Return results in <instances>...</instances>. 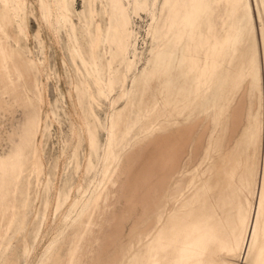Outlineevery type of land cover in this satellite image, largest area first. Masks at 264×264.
Wrapping results in <instances>:
<instances>
[{"label": "rangeland", "instance_id": "374dc122", "mask_svg": "<svg viewBox=\"0 0 264 264\" xmlns=\"http://www.w3.org/2000/svg\"><path fill=\"white\" fill-rule=\"evenodd\" d=\"M47 1L49 4L48 7L50 6V13L53 16L52 17L50 15L49 18L51 20V24L45 21L44 22L46 24L42 22L44 19L42 17L41 11V0H0V35H2L0 37V66H4L0 67V84L2 85H0V233L2 234H0V264H26L25 259L27 257L29 259L27 264H33V262L34 264H74L75 262L76 264H148V240H154L159 229L162 232L165 231L173 215V211L166 212V209L161 208L160 211L162 212L163 218L161 216L157 221V216L154 212L156 205H153L151 203L152 200L148 197L151 187L154 184L156 185V190H158L157 195H160L159 201H161L160 204L162 207L164 206V202L167 201V195H169L170 199L172 200L171 203L174 204V199L177 197V193H175L177 188L181 187L183 190H185V187L189 184V182H191L192 179L195 180L197 176H199L197 179L200 180L205 178V176H207L205 172L207 165H210L209 163L211 162L214 163V165H217V167L214 166L212 171L215 170L217 176L222 175L223 179H225V182L227 183V186L230 184L229 188L232 187L234 189V192L228 196V199H233L235 207L233 211H235V216L238 218L233 229L235 231L239 230L242 225L241 219H243V216L246 214L247 210H249V205H251V202L252 205H257V202L255 199H253L251 192L247 188L243 189L242 182L239 181L240 170L249 168L255 170L256 172L257 167L256 179L259 177V180H257V184L259 185L264 157V73L262 69L263 56L261 37V32L264 27V16L263 22H261L260 18L258 17V1L244 0L245 3L243 4L244 1H242L238 7L237 5H232L231 0H202V3H211V10L213 9L210 15V18L215 24L212 41L216 43V49H223L222 51L218 49V54L216 52V55L222 60L224 58V60L227 59L223 62L225 63L223 67H219L217 71L222 72L224 69L231 71V73L229 72L230 79L232 78L231 81L233 83L232 84L230 82L231 91L229 90V94L231 97L230 95L228 96V104H230H227L228 108L225 109L227 111H224L225 113L223 112L219 123H217L218 125L215 124V126L211 120L206 118L204 115L199 116L197 119H186V112H184L186 115L182 114V116H177V114H174L175 110H170V108H167V105H162L161 102L158 103L155 101L156 98H153L151 101L150 97L155 93L154 88H156V85L155 83H152L151 85L148 82L147 73L149 71V66H147L148 63L146 60L150 57V39L146 36V28L147 24L150 22V18L145 12L142 11L140 17L135 18L134 26L139 35L137 53L141 58L140 62H138V64L132 68L131 72L129 73L130 78L128 77L124 84L120 80H117L118 82H116L113 87L114 92L112 90L110 92L112 94L109 93V95H105L108 96V101L105 99L106 97L103 96L105 94L103 91L95 92V86H91V88L88 87L92 85V82L91 84H87L90 83V81L87 80V75L80 61L76 60V62H79H77L78 64L75 62L77 64L75 65L74 61L68 57L67 51L63 49L65 48V40L68 39V35L66 34L67 32L65 31L66 29H64V27H61L62 30L64 29L63 31L59 28L60 34L58 33L59 31H55V20L53 18H55V14L57 12L56 6L51 0ZM259 2H264V0H259ZM86 5L87 2L84 0L71 1L72 10L74 13H72L73 16L71 15V19L75 27L76 37H78L77 45L79 46L80 50H84L86 48V36H84L85 33L82 26L85 12L87 14V11L85 10V8L87 9ZM244 6L245 8L250 7L248 9L249 14L246 15V17L242 16L243 11H245ZM250 13L252 14L250 15ZM251 18L253 19V22ZM240 20L243 22L247 21V27H249V24L252 25L253 23L254 26L252 25V27L255 28H252V30H254L252 36L253 43L255 44V42H257V45L253 44V47L254 50L256 47V49H259L255 51L257 52L258 59L260 58V60H258L259 64L260 66L262 65L260 67L259 74L261 75L259 78L262 79H259V83L257 85L253 83L254 86L251 84V82H253L251 76L248 77L247 74H245V76L244 73L241 72L243 74L242 75L239 72L240 70H237L239 73L236 71V67L239 69V64L237 63L241 61L238 55L239 52H241L239 50L244 47L243 50L245 51V55L248 51H250L246 49H250L248 42L250 33L248 32V29L247 38L244 37L240 39L236 37ZM250 20L251 22H249ZM76 29L80 31V33H77ZM218 33H220L221 36ZM66 36L67 38H65ZM231 37L232 39H230ZM81 45L82 48L80 47ZM9 48L12 49L13 52L12 50H8ZM147 51L148 54H146ZM224 52H226V54ZM220 53L223 56L225 54V56L223 57ZM1 54H3V56H1ZM108 55L109 54L106 56L109 57ZM235 56L236 59L238 58V61H234L233 58ZM13 58H15L16 62L13 60ZM3 59L4 61H2ZM25 59L26 62L24 61ZM32 59V62L35 65L32 64ZM5 62L7 65H4ZM11 63L12 65H10ZM14 63H16V65H14ZM25 63H27V65ZM144 63L146 65H144ZM226 63L228 64L226 65ZM232 65L235 67L233 68ZM6 66L7 69H5ZM34 66L37 68V70H35L36 72L34 71V69H36ZM12 67H14L15 70L12 69ZM113 67L119 70L123 69L121 64L119 65L118 61L113 63ZM143 68L144 70H142ZM38 69L40 70L39 72ZM6 70H8L7 73ZM82 70L85 74L82 72ZM15 73L18 74V78ZM232 73H234L235 76H232ZM33 75L35 76L33 77ZM236 75L241 77L239 78ZM37 77L38 81L36 80ZM236 77L237 80H241L242 78L245 80L243 83V79L241 81L239 80V83L236 80ZM83 78H86L85 82ZM7 80L8 83H5ZM10 80L12 82H10ZM32 82L36 86H34ZM2 83L6 84L4 85L6 88L4 89V92L8 88L10 89L7 90V93H4L2 91L3 89L1 90V88H4ZM17 85L19 86L18 88ZM13 87L14 89H12ZM31 88L34 89L32 90ZM237 88L239 90H237ZM91 89L92 91L94 90L91 96L93 94L96 95V93L98 94L99 92L103 95L99 93V99L98 95L97 98L95 97L96 99L93 97L94 95L92 98H90L91 96L90 94L88 95V92L91 93ZM248 89L250 94L248 93ZM257 90L259 92H257ZM252 91H254V93ZM123 92L126 93L124 95L126 97L122 95ZM16 94H18V96H16ZM130 95L133 96L131 97ZM101 96L103 97L100 99ZM118 98L121 100H118ZM89 101H92V104H90L91 102ZM112 102L113 106H110V104L112 105ZM142 104L143 107L141 106ZM144 104L145 106L148 104L149 105L146 108ZM151 105L152 107H149ZM260 105H262V107ZM157 108L160 109V112L158 111L159 114L155 113V109ZM142 109L145 111H142ZM256 110H258L259 113L258 111L256 112ZM162 112L163 115L160 114ZM152 113L155 114L153 115ZM249 113L251 114V117L249 116ZM140 114L141 116L139 117ZM247 115L249 118H247ZM172 116H174V120L172 119ZM96 117L99 121L96 119ZM112 117H117V124L112 136L108 138L107 128L110 126ZM171 119L173 122H171ZM104 120H107V122ZM258 120L259 122H257ZM222 121L226 122L227 124L223 123ZM102 122L105 124H102ZM123 122L126 124L124 125ZM220 122L224 126H221ZM258 123H261V126ZM99 124L101 126L100 128ZM81 125L83 127L85 125V128H81ZM103 125H105L104 129H101L103 128ZM212 126L214 127L213 129ZM250 126L251 128L249 129ZM165 127L167 128L165 129ZM220 127L223 129H220ZM90 129L92 130L90 131ZM161 129L162 131H160ZM225 129L227 130L225 131ZM223 130L226 132V134L223 133ZM241 130H243L242 133ZM254 130L255 133L258 134L257 137L254 133ZM244 131H246L248 136H244ZM83 132H86L85 135L87 134V136H85ZM209 132L211 134H209ZM25 133H28L29 135L26 134L27 136H25ZM82 134L84 138L82 137ZM92 134L96 137L94 136L93 138ZM221 134H223L222 139H224H220V141L218 140V138H220L218 135ZM250 134H253L252 136H254L256 139H254V137H252ZM242 136L244 138L246 137V139H249V141L246 139L244 140ZM212 138L214 139L212 140ZM109 139L111 142H108ZM215 140L221 143L216 144ZM253 140L256 141V143ZM94 141L95 148L93 149L91 147L93 146ZM243 141L244 143H242ZM245 141H247L248 144L245 143ZM27 142L31 143L28 145ZM89 143L92 146L89 145ZM99 143L103 145L101 146ZM207 143L209 148L206 146ZM221 144H223L222 147ZM243 145H246L247 147ZM98 147L99 149L97 150ZM236 147L238 149H236ZM231 149H234L235 151L232 150V153ZM239 149L243 150L242 152L244 153L241 152L239 155ZM90 150L92 151L89 154ZM207 150L210 152L209 156H206V153L208 152ZM211 150L214 152L213 155L211 154L213 153ZM93 151L96 152V154L103 156V160H101L100 155H96ZM103 151L105 153H103ZM203 151H206V153ZM217 152L220 153L218 156ZM235 152L238 155H236ZM106 153L109 155L106 156ZM242 154H244V156ZM203 155L205 158H203ZM174 156L178 157L180 168L182 169L179 168L175 173H171L169 171L168 160ZM228 157L231 160L228 159ZM14 158H20V161H14L16 160ZM201 160H206V162L203 161V163ZM88 161L90 163H88ZM197 161H199L198 164ZM85 162L86 165H84ZM255 163L256 166H254ZM16 164L18 166H16ZM182 164H184V166ZM238 164H240L239 167L237 166ZM34 165L36 166L34 167ZM94 165L98 168H96ZM90 166H93V168H90ZM84 167L86 170L89 168V170L86 171ZM94 167L98 170L94 169ZM102 167L104 168L102 169ZM223 169H225V172H223ZM109 171L112 172L111 175H109ZM189 172L190 174L196 173L190 175ZM181 174L182 176H180ZM235 176L238 178L236 179ZM178 177H180L179 180ZM98 180L100 182H98ZM185 182H188V184L185 185ZM174 183H176V185H174ZM92 188L94 190H92ZM86 190L89 191L87 192ZM238 192L241 193V195ZM185 193V197L190 194L189 191L188 193L185 191ZM58 200H61V204ZM67 200L69 202L68 205ZM70 200L71 202L77 201L76 203H70ZM78 200H80V202ZM87 201L90 203L87 204ZM56 204H59L58 209H56ZM71 204H73V206L75 205L74 207L75 210H77L76 212H80L82 210V214L80 213L79 217H77L75 221L71 223L69 222L66 227H63L61 225V221L67 213V206ZM263 205L259 209L260 224L256 235L257 238L255 250H250L248 252V248H246V252L241 253L239 256L237 253H227L224 251L221 253L222 259L225 261L223 263L264 264ZM175 206L176 204L174 207ZM156 222L159 224L157 223L156 225ZM62 228V232L59 233ZM57 231L59 234L55 233ZM75 232L77 233L76 235H74ZM33 235H38V242L40 245L41 243L42 245L47 243L48 240H51L53 237V239L57 238L53 244L54 247H51L50 254L42 262L41 255H39L40 257L38 256V259H36V257L33 255H25V253H23L22 250L18 248L19 245L23 244L22 242H24L25 239H27L26 241L29 242ZM22 236L25 237V239H23ZM74 237L77 238L75 239ZM230 240L231 241L228 243V245L233 244V238L231 239L230 237ZM212 241L209 243H212ZM92 242L93 244L91 245ZM172 242V245L170 244L167 248L170 253L167 255V257L160 259L161 262L163 261L161 264H167L171 261L170 258H172L177 246L176 241ZM224 243H226V241H224ZM212 245H214V242ZM42 250L43 249H41V252ZM88 250H90L91 253ZM74 252H77L76 255L78 256H76ZM35 259L37 262H35ZM179 261H182L184 264H205L204 252L200 249H197L195 252L187 253V256L184 255ZM176 263L177 262L171 264Z\"/></svg>", "mask_w": 264, "mask_h": 264}, {"label": "bare ground", "instance_id": "6f19581e", "mask_svg": "<svg viewBox=\"0 0 264 264\" xmlns=\"http://www.w3.org/2000/svg\"><path fill=\"white\" fill-rule=\"evenodd\" d=\"M51 1L56 6V11H57L56 12L55 9L52 7L53 10L56 12V14L54 13L56 16H55V18H53L55 20L54 21L55 29H56L55 31L56 32L59 31L58 33L60 34V30H62L61 27H64V29H66L65 31L67 32L66 34L68 35V39H66V40L63 39V40L66 41L65 42V48H63V49H65L67 51L68 57L72 61H74V63L76 62V60L80 61L81 65H82V67H83V69H84V71H85V73L87 75V80L90 81V83H87V84H91V82H92V85H90L88 87L91 88V86H93V87L95 86V89H96L95 92H98V91L102 92L103 91V93H105L104 95L99 92L103 96L109 95V93L114 89L113 88L114 84L116 82H118L117 80H120L124 84L127 81L128 77H129V73L131 72L132 68L136 64H138V62H140L141 58L138 56V53H137L139 35H138V32L135 30L134 26H135V18L136 17H140V14H141L142 11L145 12L147 14V16L149 15V18H150V22L147 24V28H146V36L149 37V39H150V41H149V56L150 57L148 56L149 58L146 60V62L148 63L147 66H149V71L147 73L148 82L151 85H152V83H155V85H156V88H154L155 89V93L151 97L149 96L151 101L153 100V98L154 99L156 98L155 101H157L158 103L161 102L162 105H164V104L167 105V108H170V110H175L176 113L174 112V114L175 115L177 114V116H182V114L183 115L187 114L186 119H188V118L197 119L199 116L204 115L206 118L211 120V122L214 124V126H215V124L218 125L217 123H219V121L221 119V115L223 114L224 111H227L225 109L228 108V106H227V104H228V96L230 95L229 94V90L231 88L230 84L232 83V81H231L232 78L230 79L231 71H229V70L224 69L222 72L217 71V69L219 67H223V65L225 64L223 62L226 61L227 59L224 60L225 59L224 58L222 60V59L219 58V56L216 55V52H217L218 49H220V51H222L223 49H221V48L216 49V43H214L212 41L213 40V36H214L215 24L212 21V19L210 18L211 11L213 10V9L211 10V8H212L210 6L211 3L210 4L209 3H205V2L202 3V0H87V1L84 0L85 2H87V5H86L87 9L83 6L85 8V10L87 11V14L85 12V16L83 17V21H82L83 22L82 26H83V29H84L83 31L85 33L84 36H86L85 37L86 38L85 39L86 40V48L84 46L85 49L83 48L84 50H82V49L80 50L79 46L77 45V38L78 37H76L75 27H74V25L72 23V19H71V15L73 13V10H72V6L73 5L71 6V1L72 0H51ZM242 1H244V0H231L232 5H235V6L236 5L238 6L239 4H241ZM257 1H258L257 9H258V13H259L258 17L260 18V21L263 22L264 2H259V0H257ZM47 2H48L47 0H41V11H42V17L44 19V20H42V22L45 21V22L51 24L50 23L51 20L49 18H50V15L52 16V14L50 13V10H49L50 6L48 7L49 4ZM244 3H245V1L243 2V4ZM215 5H217V4H215ZM212 6H213V4H212ZM244 8H245V6H244ZM249 8L248 7L245 8V11H243V13H242L243 17H246V15L249 14V10H248ZM241 9H243V8H241ZM238 10H239V8H238ZM54 11H52V12H54ZM251 14L252 13H250V15ZM236 18H237V16H236ZM53 19H52V21H53ZM249 22H251V20ZM252 22H253V19H252ZM246 23H247V21H244V22L242 20L239 21V25H238L237 32H236V37H238L240 39L244 38V37L247 38V36H248L247 29H248V32L250 33V35L248 37L249 38L248 42H249L250 49H248V48H246V49L250 50V51H248L247 52L248 54L246 53V55H245V51L243 50L244 47L241 45L243 47L241 50H239L241 52H239V54L236 53V54L239 55V58L241 60V61L239 60L240 62L237 63V64H239L238 65L239 69H237V67H236V71L240 70L239 71L240 73L242 72V73H244V75L247 74L248 77L251 76V78L253 80V82H251V84H252V86H254V84L257 85L259 83V79H260L259 76H261V75H259L260 74V67L262 65L260 66V64H259L258 60H260V58L258 59L257 52H256L259 49H256L257 48L256 47L255 48L256 51H255L254 47H253L255 44L257 45V42H255V44L253 43L252 33H253L254 30H252V28H253L252 25L254 26V24L253 23H252V25L249 24V27H247L248 23L247 24ZM47 26H48V24H47ZM222 27H223V25H222ZM236 27H237V25H236ZM59 28H60V30H59ZM232 29H233V26H232ZM232 29H230V30H232ZM253 29H255V28H253ZM51 31H52V29H51ZM55 31H54V33H55ZM78 32L80 33V31L77 30V33ZM232 33H233V31H232ZM218 34H220V33H218ZM234 34H232V35H234ZM1 36L2 35H0V37ZM220 36H221V34H220ZM261 37H262V56H263V67H262V69H263V73H264V27H263L262 32H261ZM65 38H67V36ZM218 38H220V37H218ZM230 39H232V37ZM243 40H245V39H243ZM243 43H244V41H243ZM221 46H223V45H221ZM80 47L82 48V45ZM228 47H229V45H228ZM8 50H12V49L9 48ZM143 50H145V49H143ZM12 52H13V50H12ZM224 53L226 54V52H224ZM107 54H109L108 55L109 57L106 56ZM146 54H148V51H147ZM217 54H218V52H217ZM225 54H224V56H225ZM1 56H3V54H1ZM17 56H19V55H17ZM228 56H230V55H228ZM233 59H234V61H236L238 58L236 59V56H235ZM13 60L15 61V58H13ZM2 61H4V59ZM24 61L26 62V59ZM32 61H33V59L31 60V62ZM79 61H77V62H79ZM117 61L119 62V65L121 64V67H123L122 70H119V69L113 67V63L117 62ZM10 62H11V60H10ZM5 63H4V65H7V63L6 64ZM76 63H75V65L78 64V63L77 64ZM25 64L27 65V63H25ZM32 64H33V62H32ZM227 64L228 63H226V65ZM10 65H12V63ZM14 65H16V63H14ZM33 65H35V64H33ZM144 65H146V64L144 63ZM235 65H236V63H235ZM0 67H4V66H0ZM37 67L40 68L39 66H37ZM82 67H80V68H82ZM232 67L234 68L235 66L232 65ZM16 68H18V67H16ZM78 68H79V66H78ZM144 68L142 70H144ZM5 69H7V66H6ZM12 69H14V67H12ZM35 70H37V68L34 69V71ZM3 71H5V70H3ZM7 71L8 70H6V73H7ZM39 71L40 70L38 69V72ZM18 72H19V70H18ZM82 72H83V70H82ZM218 72H220V73H218ZM15 75L17 76L18 74L15 73ZM233 75L235 76L234 73H232V76ZM34 76L35 75H33V77ZM236 76H238V75H236ZM238 77L240 78L241 76H238ZM17 78H18V76H17ZM85 79L83 78L84 82L86 81ZM242 79H243V81H242V83H243L245 79L244 78H242ZM13 80H15V79H13ZM36 80L38 81V77H37ZM144 80H145V78H144ZM233 80H234V78H233ZM236 80H237V77H236ZM239 80H237V81L240 83L241 80L240 81ZM10 82H12V81L10 80ZM33 82H32V84H34ZM5 83H8V80H7V82L5 81ZM5 83H2L4 88H1V90L3 89L2 90L3 92H4V89H6L5 86H4V85H6ZM239 83H236V84H239ZM119 84H120V82H119ZM251 84H250V86H251ZM34 86H36V85L34 84ZM144 86H145V83H144ZM144 86H143V88H144ZM9 87H10V85H9ZM18 87L19 86L17 85V88ZM258 87H260V86H258ZM7 88H8V86H7ZM89 88H87V89H89ZM12 89H14V87ZM31 89L33 90L34 88H31ZM249 89H248V93L251 91V89H250V91H249ZM7 90L5 91L6 93H7ZM37 90H38V88H37ZM72 90H73V88H72ZM232 90H234V89H232ZM237 90H239V89L237 88ZM90 91H91V93L88 92V95L90 94V96H91V94H92V92L94 90L92 91V89H91ZM113 92H114V90H113ZM252 92L254 93V91H252ZM257 92H259V91L257 90ZM231 93H233V92H231ZM18 94H16V96H18ZM98 94L96 93V95L93 94L94 96L93 95L92 96L94 98L95 97L97 98ZM110 94H112V93H110ZM125 94L126 93H124V92L122 93L123 96ZM142 94H143V92H142ZM148 94H149V92H148ZM257 94H259V93H257ZM99 95H98V99H99ZM120 95H121V93H120ZM92 96L90 98H92ZM103 96H101L100 99ZM249 96H247V97H249ZM105 97H106L105 99H107V100L109 99L108 96H105ZM124 97H126V96H124ZM230 97H231V95H230ZM90 98H89V100H90ZM120 98H122V97H120ZM120 98H118V100ZM129 99H131V98H129ZM151 101H150V103H151ZM155 101H154V103H155ZM261 101H262V97H261ZM89 102H91L90 104H92V101H89ZM110 102H111V99H110ZM260 104H262V103H260ZM110 106H113V102H112V105L110 104ZM128 106H129V104H128ZM141 106L143 107V104ZM144 106H145V104H144ZM147 106H145V107L147 108ZM153 106H154V104H153ZM260 106L262 107V105H260ZM149 107H152V105L149 106ZM138 109H140V108H138ZM150 109H153V108H150ZM157 109H155V111H156L155 113L159 114V112H160L159 110L160 109L159 108H157ZM143 110L144 109H142V111ZM165 110H167V109H165ZM257 111L258 110H256V112ZM184 112H186V114H184ZM155 113H152V114L154 115ZM258 113H259V111H258ZM260 113H262V112H260ZM108 114H109V112H108ZM160 114L163 115V112L160 113ZM126 115H127V113H126ZM167 115H168V112H167ZM137 116H138V114H137ZM140 116H141V114L139 115V117ZM150 116H152V115H150ZM164 116H166V115H164ZM249 116L251 117V114ZM116 118L112 117L111 118V122H110V126L108 125L109 126V128H107L108 138L110 136H112V133H113V131L116 128V124H117L116 123V121H117ZM148 118H150V117H148ZM162 118H163V116H162ZM167 118H168V116H167ZM173 118H174V116H172V119ZM223 118H222V120H223ZM247 118H249L248 115H247ZM96 119H97V117H96ZM172 119H171V122H173ZM258 119H259V117H258ZM104 121L107 122V120H104ZM184 121H185V118H184ZM82 122H84V121H82ZM124 122H125V119H124ZM175 122H177V121H175ZM222 122L226 123L224 121H222ZM257 122H259V120ZM102 124H105V123L102 122ZM125 124L126 123H124V125ZM169 124H170V121H169ZM258 124L260 125L261 123H258ZM35 125H36V123H35ZM220 125L222 126L223 124H221V122H220ZM96 126H97V124H96ZM104 126L105 125H103L102 126L103 128H101V129H104ZM82 127L83 126L81 125V128ZM100 127L101 126L99 124V128ZM160 127H161V125H160ZM83 128H85V125H84ZM166 128L167 127H165V129ZM213 128L214 127L212 126V129ZM221 128L222 127H220V129ZM250 128H251V126L249 127V129ZM253 128H255V127H253ZM91 130L92 129H90V131ZM226 130L227 129H225V131ZM34 131H36V130H34ZM160 131H162V129ZM242 131L243 130H241V133H242ZM86 132H83L84 135H85ZM244 132H245L244 136L245 135L248 136L246 134V131H244ZM262 132H259V133H262ZM194 133H196V132H194ZM223 133L226 134V132H224V130H223ZM254 133H255V130H254ZM26 134H28V133H25V136H27ZM33 134H34V132H33ZM209 134H211V133L209 132ZM216 134H220V133H216ZM222 135L223 134L218 135V136H220V138H218V140L222 139ZM257 135L258 134H256V137H257ZM85 136H87V134ZM94 136L95 135L92 134L93 138H94ZM214 136H216V135H214ZM82 137H83V134H82ZM252 137H254V136H252ZM33 138H35V137H33ZM93 138H92V140H93ZM207 138H209V137H207ZM242 138L244 140L246 139V137L244 138L243 136H242ZM112 139H114V138H112ZM213 139L214 138H212V140ZM254 139H256V138L254 137ZM27 140L30 141L29 139H27ZM96 140H98V139H96ZM239 140L242 141L241 139H239ZM246 140L249 141V139H246ZM86 141H87V139H86ZM109 141H110V139L108 140V142ZM247 141H245V143H247ZM207 142H208V139H207ZM235 142H236V140H235ZM254 142L256 143V141H254ZM29 143H31V142H27L28 145H29ZM217 143H221V142H217L216 141V144ZM242 143H244V141ZM99 144H101V143H99ZM213 144H214V142H213ZM89 145H91V144L89 143ZM89 145H88V147H89ZM94 145H95V141H94L93 146L91 145L92 146L91 148L94 149L95 148ZM102 145L103 144H101V146ZM206 146L208 147V143H207ZM222 146H223V144H221V147ZM243 146H246V145H243ZM99 147L97 148V150L99 149ZM237 147H238V145H237ZM237 147H236V149H238ZM101 148H103V147H101ZM103 149H105V148H103ZM112 149H113V147H112ZM234 149H235V146H234ZM234 149H231V152ZM213 150H215V149H213ZM221 150H222V148H221ZM91 151L92 150L89 151V154H90ZM209 151L207 153H206V151H203V152L206 153V156H209L210 155ZM242 151L243 150L239 149L238 150V154L240 155ZM94 153L96 154V152H94ZM103 153H105V152L103 151ZM107 153H106V156L109 155ZM242 153H244V152H242ZM14 154H15V152H14ZM211 154L213 155L214 152L211 153ZM218 154H220V153L217 152V156H218ZM235 154L238 155L236 152H235ZM96 155L99 156L100 154H96ZM112 155H113V153H112ZM242 155L244 156V154H242ZM32 156H33V154H32ZM15 157H17V156H15ZM18 157H19V155H18ZM102 157L103 156H101V160H103ZM203 158H205V156ZM14 159H16V158H14ZM97 159H98V157H97ZM184 159H183V161H184ZM217 159H221V158H217ZM228 159H230V158L228 157ZM228 159H227V161H228ZM17 160L20 161V158L14 160V161H17ZM90 160H92V159H90ZM105 160H107V159H105ZM213 160H215V159H213ZM203 161L206 162V160H201V162H203ZM218 161H221V160H218ZM235 161H236V159H235ZM86 162H85L84 165H86ZM225 162H226V160H225ZM225 162H224V164H225ZM237 162H238V160H237ZM246 162H247V160H246ZM88 163H90V162L88 161ZM198 163H199V161H197V164ZM203 163H201V164H203ZM92 164H93V162H92ZM209 164L210 165L205 164V165H207V168H206V171H205L207 176H205V178L200 180V179H197L199 177V176H197V178L195 177L196 178L195 180L192 179L191 182L188 181L189 184H188V182L187 183L185 182L186 183L185 185L188 184L186 187L184 186L186 188L185 190H183V188H181V187L177 188V190L175 191V193H177L176 194L177 197H175V199H174V204L171 203L172 200L170 199L169 195H167V201H165L167 204L164 202V206L162 207L161 204H160L161 201H159L160 195L159 194L157 195V193H158L157 191L158 190H156V185L154 184L151 187V189H150V191L148 193V197H149V199L152 200L151 203L153 205H156L154 212L156 213L157 218L156 217L155 218L157 219V221L162 216V212L160 211L161 208L166 209L165 210L166 212L167 211H173V215H172V219H170V223H169V225H168V227H167V229L165 231L162 232L159 229V231L157 232V236H156V238L154 240L148 238V239H150V240H148V264H161L163 261L161 262L160 259L161 258L163 259L164 257H167V255L170 253V251H168L167 248L169 247V245L171 244L172 241H176L177 246L175 245L176 248H175L174 254H173L172 258H170L171 261L168 262L167 264H171V263H174V262H177L176 264H184L182 261H179V260L184 255L187 256V253L195 252L197 249H200L201 251L204 252L205 264H220V263L225 264V263H223L225 261L222 259V256H221V253L224 252V251L227 252V253L234 252V253H237L238 256H239L241 253H245L246 252V248H248V252L250 250H252V251L255 250V248H256V238H257L256 235H257V231H258L259 224H260V220H259V213L260 212H259V209L262 207V205L264 203V157H263V166H262V172H261V180H260L259 185L257 184V180H259V177H258V179H256L257 167H256V172H255V170L249 169V168H244V169L240 170L239 181L242 182L243 189L247 188L251 192V194L253 196V199H255L256 202H257V205H255V206L252 205V202H251V205L248 204L250 206V208H249V210H247L246 214L244 215L245 217L243 216V219H241L242 220V225H241L240 229L236 230V231L233 229L234 224H236V221L238 219L235 216L236 215L234 213L235 211H233L234 208H235L234 207V201H233V199H230V200L228 199V196H230L234 192V189L232 187L229 188L230 184H228V186H227V183L225 182V179H223L222 175L217 176V173L215 172V170L212 171L214 166L217 167V165H214V163H212V162L209 163ZM240 164H238L237 166L239 167ZM168 165H169V171L171 173H175L180 168V163L178 161V157H175V156L171 157V159L168 160ZM182 165L184 166V164H182ZM200 165H199V167H200ZM257 165H258V163H257ZM16 166H18V165L16 164ZM35 166L36 165H34V167ZM254 166H256V163L254 164ZM91 167L93 168V166H90V168ZM95 167H94V169L98 168V167H96V168ZM196 167H198V166H196ZM196 167H194V168H196ZM103 168L104 167H102V169ZM18 169H19V167H18ZM84 169H85V167H84ZM102 169H101V171H102ZM180 169H182V168H180ZM88 170H89V168L86 171H88ZM96 170H98V169H96ZM224 170L225 169H223V172H225ZM238 170H239V168H238ZM220 171H218V172H220ZM230 171H231V169H230ZM213 172H215L216 175ZM233 172H234V170H233ZM111 173L112 172H110L109 175H111ZM195 173H191L190 174V172H189L190 175L195 174ZM201 173H202V171H201ZM201 173H200V175H201ZM220 173H222V172H220ZM182 174H183V172H182ZM182 174L180 176H182ZM226 175H227V172H226ZM177 176H178V173H177ZM183 176H184V174H183ZM202 176H203V174H202ZM232 177H233V175H232ZM232 177H230V178H232ZM235 177H236V179L238 178L237 176H235ZM179 178L180 177H178V180H179ZM18 180H19V178H18ZM98 182H100V181L98 180ZM180 183H181V181H180ZM174 185H176V183H174ZM178 185H179V183H178ZM95 187H97V186H95ZM176 187H178V186H176ZM92 190H94V189L92 188ZM185 191L187 193H188V191L190 192V194L187 197H185V194H186ZM91 192H93V191H91ZM89 194H91V193H89ZM174 194H172V195H174ZM239 194L241 195V193H239ZM81 196H84V195H81ZM68 198H69V196H68ZM80 200H78V201L80 202ZM58 201L60 203L61 200H58ZM76 201H72V202L76 203ZM72 202L70 200V203H72ZM68 203L69 202L67 200V205H68ZM81 203H82V201H81ZM89 203L90 202H88L87 204H89ZM175 204H176V206L174 207ZM58 206H59V204H56V209H58ZM74 206H73V204L67 206L68 207L67 213H66V215L64 216V218L61 221V225L63 227H66L69 222L71 223V222L75 221L76 218L79 217L80 213L82 212L81 209H80L81 210L80 212H76L77 210H75ZM77 206H79V205H77ZM85 206H86V204H85ZM97 207H99V206H97ZM76 208H78V207H76ZM95 214H96V212H95ZM6 215H8V214H6ZM162 218H163V216H162ZM157 223L158 222H156L155 224L157 225ZM151 229H150V231L152 232ZM62 230H63V228L60 230L59 233H61ZM55 233L59 234L58 231L55 232ZM57 234H56V236H57ZM76 234L77 233L75 232L74 235H76ZM211 234H212V236H211ZM23 236H25V235H23ZM23 236H22V238L25 239V237H23ZM230 237H231V239L233 238V244L232 245L231 244L228 245V243H230V241H231ZM53 238H51V240H48V242L44 243L43 245L40 242L41 243V245H40L39 242H38V239H39L38 235H33L29 242L26 241L27 239H25L24 242H22L23 244L19 245L18 248H20L22 250V252L25 253V255L26 254H27V256L33 255V256L36 257V259H38V256L41 255V262H42L50 254L51 247L53 246V244L55 243V241L57 239V238H55V239H53ZM212 239H213V241H212ZM71 241H73V240H71ZM211 241H212V243H209ZM224 241H226V243H224ZM213 242H214V245H212ZM92 244H93V242L91 243V245ZM209 244H211L212 246L209 245ZM208 245H209V247H208ZM44 248H45V250H44ZM41 249H43L44 252H43V250L41 252ZM67 249H69V248H67ZM88 251H90V250H88ZM88 251H87V254H88ZM74 253L76 255L77 252H74ZM90 253H91V251H90ZM231 255H235V254H231ZM76 256H78V255H76ZM66 257H67V254H66ZM245 257H246V255H245ZM237 258H239V257H237ZM36 259H35V262H37ZM72 259H73V257H72ZM130 260H132V259H130ZM28 261H29V259L27 257L25 259L26 264H27ZM118 263H119V261H118ZM228 263H230V262H228ZM30 264H32V263H30ZM33 264H34V262H33ZM74 264H76V262Z\"/></svg>", "mask_w": 264, "mask_h": 264}]
</instances>
